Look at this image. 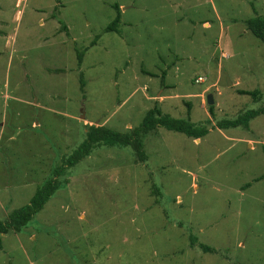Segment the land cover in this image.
I'll use <instances>...</instances> for the list:
<instances>
[{
    "label": "rangeland",
    "instance_id": "1",
    "mask_svg": "<svg viewBox=\"0 0 264 264\" xmlns=\"http://www.w3.org/2000/svg\"><path fill=\"white\" fill-rule=\"evenodd\" d=\"M255 14L264 0H0L1 221L86 124L128 132L154 104L209 119L196 140L148 131L144 160L130 146L92 148L19 231L0 233V264H264V113L215 127L264 107V45L243 23Z\"/></svg>",
    "mask_w": 264,
    "mask_h": 264
},
{
    "label": "trees",
    "instance_id": "2",
    "mask_svg": "<svg viewBox=\"0 0 264 264\" xmlns=\"http://www.w3.org/2000/svg\"><path fill=\"white\" fill-rule=\"evenodd\" d=\"M113 8L115 10V15L113 19L105 26L104 30L116 31L119 22V9L118 5L114 4ZM244 26L248 32L257 38L264 45V19L260 15H253L244 20ZM64 28V26L62 25ZM95 39L97 36L94 37ZM94 43V42H92ZM77 65L80 64L83 55L82 50L75 52ZM165 71L163 70L159 77L160 85H163ZM149 75L154 76L153 73ZM79 86L82 90L83 80L81 74H79ZM238 94L249 95L255 97L258 94L256 89L245 90L236 89ZM187 105V103L185 102ZM188 108V106H187ZM186 108V109H187ZM209 114H212V105L206 106ZM189 108L186 110L188 114ZM264 113V107H259L257 109H245L238 112L234 117L224 118L217 120L215 122V127L218 129H226L231 127L242 126L246 128L248 126V121L258 115ZM209 123V119L206 118L203 123H193L188 118H174L167 113H164L160 108L154 104L151 108L147 109L142 116L140 123L133 127L128 132H119L112 130L104 125H94L86 124L84 130L83 139L76 145V147L65 157L60 160L58 166L52 170V178H47L36 186L28 201L24 204L13 208L8 214L4 221L0 220V233H6L9 229L14 231H19L22 226H24L32 216L37 213L48 200V198L53 194V192L59 187L60 181L56 178L65 174L66 169L72 167L75 163L81 160L83 157L87 156L92 148L97 145H107V146H130L136 152L139 160H144V152L142 149V136L148 131L154 129L155 127H163L170 131H175L184 134L187 137L196 139L205 135L208 131L206 124ZM257 177L254 180H258ZM64 181V180H63ZM66 182V180L64 181ZM248 184H245L247 186ZM155 187V192H157ZM189 244L191 246L196 245L199 249L204 252L214 253L215 249L210 248L202 243H197L194 236L189 237Z\"/></svg>",
    "mask_w": 264,
    "mask_h": 264
},
{
    "label": "water",
    "instance_id": "3",
    "mask_svg": "<svg viewBox=\"0 0 264 264\" xmlns=\"http://www.w3.org/2000/svg\"><path fill=\"white\" fill-rule=\"evenodd\" d=\"M212 102H213V100H212L211 94H210V93L206 94V97H205V104H206V105H211ZM81 116H82V115H81Z\"/></svg>",
    "mask_w": 264,
    "mask_h": 264
},
{
    "label": "built area",
    "instance_id": "4",
    "mask_svg": "<svg viewBox=\"0 0 264 264\" xmlns=\"http://www.w3.org/2000/svg\"><path fill=\"white\" fill-rule=\"evenodd\" d=\"M202 80V77L201 76H197L196 78H195V82H199V81H201Z\"/></svg>",
    "mask_w": 264,
    "mask_h": 264
},
{
    "label": "crops",
    "instance_id": "5",
    "mask_svg": "<svg viewBox=\"0 0 264 264\" xmlns=\"http://www.w3.org/2000/svg\"><path fill=\"white\" fill-rule=\"evenodd\" d=\"M199 76V75H198ZM197 139V138H196ZM196 139H194V140H196Z\"/></svg>",
    "mask_w": 264,
    "mask_h": 264
}]
</instances>
